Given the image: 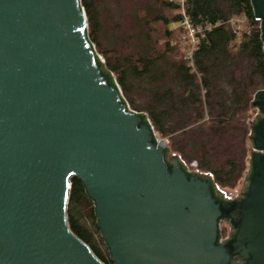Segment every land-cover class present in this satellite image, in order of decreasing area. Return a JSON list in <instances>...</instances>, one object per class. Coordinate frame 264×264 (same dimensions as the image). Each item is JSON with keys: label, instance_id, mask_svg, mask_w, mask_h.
I'll use <instances>...</instances> for the list:
<instances>
[{"label": "water", "instance_id": "1", "mask_svg": "<svg viewBox=\"0 0 264 264\" xmlns=\"http://www.w3.org/2000/svg\"><path fill=\"white\" fill-rule=\"evenodd\" d=\"M251 4L264 44V0ZM87 30L81 0H0V264H105L69 227L73 178L112 264H264V90L241 196L228 200L168 159L101 74Z\"/></svg>", "mask_w": 264, "mask_h": 264}, {"label": "trees", "instance_id": "2", "mask_svg": "<svg viewBox=\"0 0 264 264\" xmlns=\"http://www.w3.org/2000/svg\"><path fill=\"white\" fill-rule=\"evenodd\" d=\"M108 2L105 11L118 17L106 22L101 0H81L101 74L120 87L131 109L170 138V152L185 166L197 162L217 186L236 188L248 170L247 143L257 113L252 104L264 90V44L251 0H185L194 48L179 0ZM67 213L71 231L112 264L93 245L100 234L91 237L80 226L84 216L96 217L77 178Z\"/></svg>", "mask_w": 264, "mask_h": 264}, {"label": "rangeland", "instance_id": "3", "mask_svg": "<svg viewBox=\"0 0 264 264\" xmlns=\"http://www.w3.org/2000/svg\"><path fill=\"white\" fill-rule=\"evenodd\" d=\"M108 1L103 3V0H101L100 6H99L101 12H104L103 13V17H104V20L106 22L108 21L110 16L105 11V6L104 5L109 3ZM115 16L118 17V14L113 12V16H111L110 19L112 17L115 18ZM157 134L159 135L160 139H164L165 141H167L169 143V147H170V138L169 137H163L159 133H157ZM247 148H248V154H249V157H250L251 143H249V142L247 143ZM171 158H179V157L177 156V153L169 152L168 159L171 160ZM179 159L181 160V158H179ZM248 161H249V159H248ZM186 166L188 167V169L190 171H192L194 173L201 174V175H204V176H210L212 178V176L210 174H208L207 172L202 171L201 169H198L196 167L197 166V162H188V163L186 162ZM248 168H249V163H248ZM245 176H246V174H245ZM244 181H245V177L242 179V182H240V184L236 188H233V189H224V188H221V187L216 185L217 186V190L226 199H239L240 195H241V192H242V189H243V186H244ZM92 224H94V226ZM80 226H82V229L84 230V232L87 235H90L91 237H93L96 232H97V234L99 233V230H98V227H97L96 218H95V220L90 221V220H88V217L84 216L82 218V222L80 221ZM94 228H95V231H94ZM221 231H222V235H223L222 241L224 242V241H226V238L229 235H231V232H232V229H231L229 223L227 224L225 222H222L221 223ZM92 240H93V243H94L93 245L97 248V250L100 251L105 257L108 258L109 257V253H108V250H107L104 242L102 240L101 241L100 240H96V238H94V237L92 238Z\"/></svg>", "mask_w": 264, "mask_h": 264}, {"label": "built area", "instance_id": "4", "mask_svg": "<svg viewBox=\"0 0 264 264\" xmlns=\"http://www.w3.org/2000/svg\"><path fill=\"white\" fill-rule=\"evenodd\" d=\"M180 1V4H181V7H182V11H183V16H184V22H183V24L187 27V29L189 30V37L191 38V40H192V44H193V48H194V46H195V44H196V42H195V35H196V31H195V29L193 28V26L190 24V22H189V19H188V17H187V15H186V12H185V6H186V4H185V0H179ZM238 22H244V21H241V20H239ZM130 109H131V107H130ZM131 110H133V109H131ZM256 115L258 114V111L256 110ZM157 133V132H156ZM157 136H158V138L160 139V137H159V135L157 134Z\"/></svg>", "mask_w": 264, "mask_h": 264}, {"label": "flooded vegetation", "instance_id": "5", "mask_svg": "<svg viewBox=\"0 0 264 264\" xmlns=\"http://www.w3.org/2000/svg\"><path fill=\"white\" fill-rule=\"evenodd\" d=\"M240 196H241V195H240ZM228 200H235V199H228ZM223 222H225V223L228 224L227 221H223ZM229 225H230V224H229ZM230 227H231V225H230ZM231 229H232V227H231ZM221 233H222V231H221ZM234 235H235V231L232 230L231 235H229V236L226 238V242H227V244H230V242H231L232 238L234 237ZM234 263H235V264H245V261H244L243 259H241L240 257H236L235 260H234Z\"/></svg>", "mask_w": 264, "mask_h": 264}]
</instances>
